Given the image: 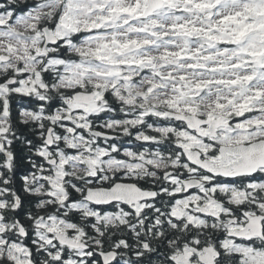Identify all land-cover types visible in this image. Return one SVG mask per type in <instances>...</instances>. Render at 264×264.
Wrapping results in <instances>:
<instances>
[{
    "label": "snow or ice",
    "instance_id": "1",
    "mask_svg": "<svg viewBox=\"0 0 264 264\" xmlns=\"http://www.w3.org/2000/svg\"><path fill=\"white\" fill-rule=\"evenodd\" d=\"M0 264H264V0H0Z\"/></svg>",
    "mask_w": 264,
    "mask_h": 264
},
{
    "label": "trees",
    "instance_id": "2",
    "mask_svg": "<svg viewBox=\"0 0 264 264\" xmlns=\"http://www.w3.org/2000/svg\"><path fill=\"white\" fill-rule=\"evenodd\" d=\"M15 151H16V153H17L18 156H20V155L23 154V153H22V149L20 148L19 145L16 146Z\"/></svg>",
    "mask_w": 264,
    "mask_h": 264
}]
</instances>
